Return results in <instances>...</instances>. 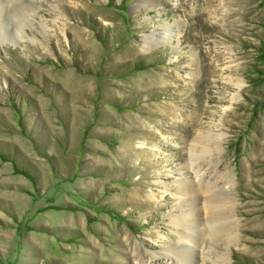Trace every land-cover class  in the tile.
<instances>
[{"label": "rangeland", "instance_id": "obj_1", "mask_svg": "<svg viewBox=\"0 0 264 264\" xmlns=\"http://www.w3.org/2000/svg\"><path fill=\"white\" fill-rule=\"evenodd\" d=\"M5 1L0 264H171L207 131L223 227L192 264H264V0Z\"/></svg>", "mask_w": 264, "mask_h": 264}, {"label": "bare ground", "instance_id": "obj_2", "mask_svg": "<svg viewBox=\"0 0 264 264\" xmlns=\"http://www.w3.org/2000/svg\"><path fill=\"white\" fill-rule=\"evenodd\" d=\"M11 2V0H6L5 5ZM20 9L23 12L24 9ZM3 14L4 10L0 7V40L9 41V35L5 34L6 30L4 29V26L2 25L1 28V18ZM178 28V24H175L165 28L166 32L158 34L153 32L147 36L142 35V42L146 47H150V45L154 43L158 44L166 42L169 39L175 37L174 35L167 32L177 33ZM162 34L165 37L162 36ZM238 86H240V84ZM218 137V135L212 134L209 131L199 132L198 134H196L195 140H192V143H190L189 149L187 150L188 160L186 162V167L192 171L195 179H197L198 181L202 179V183L199 184L200 186L198 187L202 189V194L198 197V193L196 192L197 190L195 191V188L189 186L186 181L176 182V186L179 187L178 192L176 193L177 198L187 200L189 199L191 209L183 219L179 218L176 223L175 221H170V224L173 226L175 224V227L177 229L184 227L183 233L179 234L177 245L169 249V254L172 255H168L174 256L168 257V261L171 264L193 263L195 251L200 247V236L203 237L205 235L202 233L204 232V229L213 234L222 233V198H219V195L212 194L211 190H208L210 184L208 181H204V173L198 167V164L200 163L199 159H201V162H203L205 161V156L206 158H208V155L210 153V144H215L214 149H216V151L219 150L218 143L220 139ZM197 146L199 150H197ZM182 169L185 168L182 167L181 169H179V171ZM219 172L220 171H217L216 174L219 175ZM221 178L219 175L218 179ZM200 209L205 212V218L203 217L204 220L201 219L202 217L200 216ZM201 264H203V262H201Z\"/></svg>", "mask_w": 264, "mask_h": 264}]
</instances>
